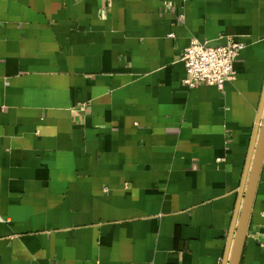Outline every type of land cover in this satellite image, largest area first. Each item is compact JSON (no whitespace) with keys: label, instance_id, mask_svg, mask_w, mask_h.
Masks as SVG:
<instances>
[{"label":"crops","instance_id":"obj_1","mask_svg":"<svg viewBox=\"0 0 264 264\" xmlns=\"http://www.w3.org/2000/svg\"><path fill=\"white\" fill-rule=\"evenodd\" d=\"M193 39L244 46L223 90ZM263 96L264 0H0V264H225Z\"/></svg>","mask_w":264,"mask_h":264},{"label":"built area","instance_id":"obj_2","mask_svg":"<svg viewBox=\"0 0 264 264\" xmlns=\"http://www.w3.org/2000/svg\"><path fill=\"white\" fill-rule=\"evenodd\" d=\"M243 48L241 43L232 39L218 48L191 40L182 57L186 69L183 83L189 88L209 86L223 90L236 77L234 61Z\"/></svg>","mask_w":264,"mask_h":264},{"label":"water","instance_id":"obj_3","mask_svg":"<svg viewBox=\"0 0 264 264\" xmlns=\"http://www.w3.org/2000/svg\"><path fill=\"white\" fill-rule=\"evenodd\" d=\"M264 158V96L255 128L247 169L240 189L237 215L233 224L225 264H239L251 209Z\"/></svg>","mask_w":264,"mask_h":264}]
</instances>
